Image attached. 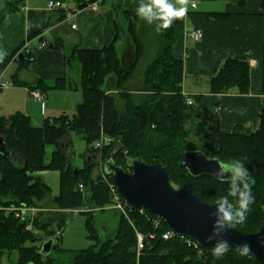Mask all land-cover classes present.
<instances>
[{"label":"trees","instance_id":"1","mask_svg":"<svg viewBox=\"0 0 264 264\" xmlns=\"http://www.w3.org/2000/svg\"><path fill=\"white\" fill-rule=\"evenodd\" d=\"M91 1L95 0H85L79 6L84 7ZM18 2L8 0L0 8V21L6 13L17 7ZM140 2H127L121 12L134 44V64H122L116 46L118 33L109 44L100 48L72 45L66 49L65 58L67 65L75 64L79 70L78 81L74 84L81 90L82 100L76 104L71 115L47 117L38 126L33 125L30 117L20 111L0 116V135L4 137L10 151L8 156L0 153V252L16 249L19 252L18 264H58L63 254L68 256V264H261L251 254L241 255L235 247L229 246L228 251L217 258L213 255L216 244L194 247L185 240L191 236L182 237L178 234L164 238L162 234L170 227L163 219L144 208L130 209L124 205L126 214L119 213L113 235L101 239L98 234L94 211L105 209L113 198L107 182L93 177L92 160L83 161L74 171L69 151L61 146L64 137L71 133L80 134L87 151L95 156L101 155L104 162L112 159L125 168H128L126 159L129 156L138 157L148 164L160 162L171 183L189 188L204 202L226 197L234 207L233 211L240 192L245 191L244 185L248 184V195L254 196V202L246 212L245 222L235 227L243 232H254L264 224V101L260 122L254 131L247 132L241 127L231 132L219 131L217 143L212 146L192 142L189 138L190 129L183 124V111L188 105L187 95L182 91L183 61L173 54L176 36L182 27L180 18L174 20L171 27L159 31L157 53L144 71L145 83L141 89L146 93L138 103L134 102L132 95L125 90L124 83L131 77L144 52L143 41L137 32L141 22L137 14ZM16 51L0 60V72ZM30 59L28 52L19 61L18 68L26 67ZM261 64L264 93V43ZM110 73L115 77V82L108 84V89H120L116 94L102 87L105 77ZM16 74L13 76L16 77ZM71 83L72 77L62 76L52 85L41 79L27 85L30 90L37 88L47 92L51 88L72 87ZM208 85L214 93L225 92L233 87L242 93L247 92V58L226 57L209 78ZM118 96L124 101L122 107L117 102ZM101 138V147H95L94 143ZM48 145L53 148L46 160ZM186 149H202L208 156L217 157L227 164L240 160L243 167L247 168L248 175L237 177L234 182L233 179H218L208 174L192 175L182 162ZM14 155L20 156L23 163H15ZM47 169L59 173L57 193L51 194L50 185L37 173ZM105 174L111 180V175ZM79 183L83 190L78 188ZM233 191L235 195L230 194ZM49 200L51 209L46 212V206H41L40 202L48 204ZM23 204L38 209L32 221L33 230H27L26 219L15 216L10 208ZM65 209H78V212L85 214L87 237L93 240V244L69 249L61 247L55 240L53 256L43 262L34 242L39 239L34 230L40 229L52 236L55 229L65 223L68 213L62 211ZM155 219L159 220L156 225ZM138 233L142 235L143 242L139 251ZM27 241L34 244H26Z\"/></svg>","mask_w":264,"mask_h":264},{"label":"crops","instance_id":"2","mask_svg":"<svg viewBox=\"0 0 264 264\" xmlns=\"http://www.w3.org/2000/svg\"><path fill=\"white\" fill-rule=\"evenodd\" d=\"M47 1L19 0L17 7L0 21V56L17 50L0 72V81L7 82L0 89V110L3 112L0 116L20 111L30 117L33 125H36L32 121L34 111L29 105L37 102L42 111L44 101L33 98L27 84L41 79L51 85L58 77H72L74 67L66 63V49L72 45L100 48L109 44L118 33L117 46L121 41L119 29L124 25V20L120 23L119 16L113 11L112 1H91L96 3L95 9L87 7L89 2L84 7L79 6L85 0H71V6L49 9ZM7 2L0 0V8ZM170 2L179 7L176 0ZM68 11L72 13L69 17L66 16ZM181 22L173 54L183 61L182 91L193 99V103L183 111V124L190 129V140L212 146L217 143L219 131L231 132L236 127L247 132L254 131L259 125L264 101L261 64L264 0H189L188 11ZM71 24L75 27L72 28ZM197 28L202 31L199 40L190 36L191 30ZM39 29L40 32L33 34ZM42 42L46 44L40 46ZM25 49L30 52L31 59L26 67L18 68L16 56ZM229 56L247 58V92L242 93L235 87L225 92L209 90V78ZM15 72L16 77L13 76ZM77 74L75 72L72 87L68 89H79L74 84L79 78L78 71ZM49 91L45 92V97ZM86 151L85 147L78 155L81 159L86 156L90 160L92 155ZM71 158L75 159L74 156ZM47 171L37 172L44 181L49 173ZM54 171L56 174L53 177L57 175L59 180L58 171ZM51 194H54L52 188ZM41 203L44 202H40L41 206H49Z\"/></svg>","mask_w":264,"mask_h":264},{"label":"water","instance_id":"3","mask_svg":"<svg viewBox=\"0 0 264 264\" xmlns=\"http://www.w3.org/2000/svg\"><path fill=\"white\" fill-rule=\"evenodd\" d=\"M27 54L28 50H22L18 52L16 59L21 61ZM0 153L4 156L10 154L2 135ZM205 156L209 159L206 160ZM182 162L192 175L208 174L214 178H218L216 173H220L219 164H227L217 157L208 156L202 149L184 150ZM126 163L128 168L108 159L104 162L103 169L111 175L119 198L127 208H144L152 212L163 219L175 233L191 236L202 246H212L222 240H227L228 245L235 248L247 243L251 246L250 254L264 264V224L254 232H243L236 227L228 230L218 228L213 239L208 240L207 237L213 235V222L218 214L216 201L220 199L204 202L189 188L171 183L160 162L148 164L138 157L129 156ZM232 176V172L220 173L221 179H232ZM221 203L230 204L227 200ZM52 243L51 238L44 240L41 251L49 252Z\"/></svg>","mask_w":264,"mask_h":264},{"label":"rangeland","instance_id":"4","mask_svg":"<svg viewBox=\"0 0 264 264\" xmlns=\"http://www.w3.org/2000/svg\"><path fill=\"white\" fill-rule=\"evenodd\" d=\"M87 1V0H86ZM112 1L113 5V10L115 15H119V20L120 23L122 22L123 14L121 13L122 10L125 8V5H127V2H133V0H108ZM151 2V0H141L140 5H147ZM90 3V2H89ZM64 5H69L71 6V0H65V3L63 2ZM134 7V6H132ZM119 10H118V9ZM137 32H139L140 37L143 41L144 45V52L141 55L140 59L137 61L134 71L131 75V77L124 83L125 84V90L132 95V100L134 102H139L141 99V96L146 93L145 90H142V86L144 85L145 81V75L144 71L147 67V65L155 58V55L158 50V40L160 37V32L157 30V20H153L152 23H149L146 19L141 18L140 24L137 26ZM119 38L121 41L117 43V50L122 58V64L123 65H131L134 64L132 63L134 60V44L132 41V37L127 31V22L124 20V25L123 27L119 29ZM50 38V37H49ZM11 60V59H10ZM9 60V61H10ZM8 64V63H7ZM73 64L74 72L72 71L71 76L75 77L74 74L76 72V76L78 68H75ZM76 70V71H75ZM73 81V78H72ZM115 82V77L110 73L105 77L104 83L102 87L106 89L108 92H113L117 93L120 91V89L116 88H109L108 89V84ZM55 81L51 82V85L54 84ZM44 93V105L42 111L39 109V104L37 102H31L29 105L34 111L33 115V122L36 125H42L43 121L47 117H54L60 115V114H68L71 115L75 111L76 104L79 103L82 100V92L80 89H77L74 91V89H68L67 87L65 88H51L48 93H46L45 97V92ZM117 102L120 103L119 105L122 107L124 106V101L122 98L119 96L116 97ZM5 111V110H4ZM0 113H3L0 110ZM61 146L66 148L69 151L70 154V162L71 165L74 166V169H77L81 161H86V156L79 157V153L86 147L84 139L80 134L76 133H71L69 135H66L64 139L61 142ZM53 146L48 145L46 146V154H45V159H48L50 151L52 150ZM88 154L92 155V160L94 162V167L92 171L93 177H99L101 180L107 182L110 193L113 196L115 193L112 191V180H109L107 175L104 173L103 170V158L101 155L95 156L93 153L86 151ZM71 156H74L75 159H72ZM13 160L15 163L22 164L23 159L20 156L14 155ZM48 175L45 177V181L48 182L52 188V193H56L58 190V176L54 174V170H49ZM44 204V203H43ZM51 206L50 200L49 203L47 204ZM115 201L112 199V203L110 205H106L103 210L97 209L94 211V217H95V227L98 231V234L101 239H106L110 236L113 235L116 226H117V220H118V215L119 213L126 214L123 212L121 209L117 208L115 206ZM46 206L44 209L46 212L50 209L51 207ZM13 207H18V206H12ZM1 208V207H0ZM38 209L36 208V211ZM58 211L59 209H55ZM78 209H65L62 211L68 212L66 215L65 223L63 226L62 233L59 234L55 238V240H58V243L60 244L61 247L63 248H69V249H79V248H84L89 246L90 244H93V240L89 239L87 237V230L85 227V219L86 216L84 213H80L77 211ZM48 211V212H49ZM160 218V217H159ZM29 230H33L32 228ZM37 233V236L39 238L43 236H48L46 235L43 231L40 229L34 230ZM56 231V229H55ZM55 233V232H54ZM35 244H38L39 239ZM26 244H31L33 245L34 243L32 241H27ZM138 255V253H137ZM58 256V255H57ZM19 261V252L16 249L13 250H5L0 252V264H18ZM68 256L63 254L61 255V262L58 264H68Z\"/></svg>","mask_w":264,"mask_h":264},{"label":"clouds","instance_id":"5","mask_svg":"<svg viewBox=\"0 0 264 264\" xmlns=\"http://www.w3.org/2000/svg\"><path fill=\"white\" fill-rule=\"evenodd\" d=\"M176 3L179 4V7L172 4L170 0H151L147 5H140L137 9V14L142 19H146L149 23H152L153 20H158L159 24L157 30H166L171 27L174 20L183 18L188 11L189 0H176ZM2 59L3 57L0 56V60ZM201 154L203 155V153ZM205 159L207 160L209 158L205 156ZM219 167L220 173L232 172L233 182L237 177L243 178L248 175L247 168L243 167L240 160H236V162L232 164L220 163ZM220 173H216V175L221 179ZM248 179L250 180L249 176ZM248 187L249 185L245 184V191L240 192L239 199L235 205V211H233L231 204L225 205L221 203V201L226 200V197H222L220 200L216 201L218 214L213 222V235H209L207 237L208 240L213 239L218 228L228 230L235 227L236 224L245 222L246 212L248 211L250 204L254 202V196L248 195ZM230 194L235 195V192L233 191ZM262 242H264V238H262ZM228 248L229 245L227 240L219 241L213 248V255L220 258L228 251ZM238 249L241 255H248L251 253V246L247 243L238 245Z\"/></svg>","mask_w":264,"mask_h":264},{"label":"built area","instance_id":"6","mask_svg":"<svg viewBox=\"0 0 264 264\" xmlns=\"http://www.w3.org/2000/svg\"><path fill=\"white\" fill-rule=\"evenodd\" d=\"M47 6L49 7V9H57V8H61L63 6V3H62L61 0H48L47 1ZM87 7L91 8V9H95L96 8V3H89L87 5ZM71 15H72V13L70 11H68L66 13V16L67 17H69ZM71 27L74 28L75 27V24H71ZM190 36L193 39H195V40H199L202 37V31L200 29H198V28L197 29H193L190 32ZM45 44H46V42H42L40 44V46H43ZM6 85H7V82H1L0 81V89L3 88ZM30 94L36 100H38L40 102H43L44 101L43 100L44 99L43 98L44 93L41 92L39 89H37V88L31 89L30 90ZM186 103L188 105H191L193 103V99L190 96H187L186 97ZM102 143H103V139L101 138L97 142L94 143V146L95 147H101ZM112 187H113L112 188V191H113V193H115V195L113 196V199H114L115 204H116L115 206L117 208L121 209L123 212L126 213L125 206H124L123 202L121 201V199L119 198L118 192H117V190H116V188H115V186L113 184H112ZM78 188L80 190H83V186H82L81 183L78 184ZM10 208H12V207H10ZM12 209L14 211L15 216H17V217H20V216H23L24 217L25 216L24 217L26 219L25 228L27 230L31 229L32 228V221H33V218H34V215H35L36 208L35 207H32V206H28V205H24L23 204V205H20L18 207H13ZM158 221H159L158 219H155L154 220L155 225L158 223ZM62 230H63V227H58L56 229V231H55V234H54L55 237H57L59 234H61L62 233ZM176 234L177 233H175L170 228L169 230H166L162 234V236L164 238H169V237H171L173 235H176ZM178 235H180V234H178ZM180 236L185 237L186 235H180ZM185 240H186V242L188 244H191L194 247H199V245H200L194 238H186ZM142 247H143L142 235L138 233L137 234V250L139 251Z\"/></svg>","mask_w":264,"mask_h":264},{"label":"flooded vegetation","instance_id":"7","mask_svg":"<svg viewBox=\"0 0 264 264\" xmlns=\"http://www.w3.org/2000/svg\"><path fill=\"white\" fill-rule=\"evenodd\" d=\"M32 229H33V227H32ZM55 234V233H54ZM52 235V236H43V237H41V238H39V242H38V244H37V246H38V248H37V250H38V252L41 254V259L43 260V262H46L47 260H48V257H51V256H53V254H52V252L54 251V247H53V245H54V242H55V235ZM48 238H51V239H53V243H52V247H51V250L49 251V252H42L41 251V249H42V243H43V241L44 240H46V239H48ZM28 263H33V262H28ZM35 264V263H34Z\"/></svg>","mask_w":264,"mask_h":264}]
</instances>
